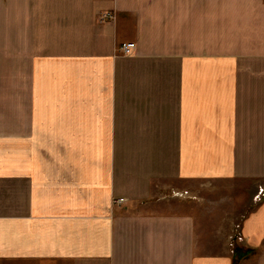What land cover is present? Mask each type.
I'll list each match as a JSON object with an SVG mask.
<instances>
[{
    "label": "crops",
    "instance_id": "crops-1",
    "mask_svg": "<svg viewBox=\"0 0 264 264\" xmlns=\"http://www.w3.org/2000/svg\"><path fill=\"white\" fill-rule=\"evenodd\" d=\"M118 3L0 2V38L31 43L24 52L34 77L21 86L15 117L13 87L0 83V264H141L131 253L139 243L125 240L138 233L147 249L163 244L160 264H189L193 218L139 208L157 201L166 182L264 180V83L233 80L237 67L205 66L188 51L179 67H158L164 55L143 40L134 55L115 51L127 42L122 30L98 16L119 17ZM82 29L88 51L55 52L60 38ZM95 30L110 38L107 50L94 51ZM239 227L249 244L239 252L261 249L255 264H264V198Z\"/></svg>",
    "mask_w": 264,
    "mask_h": 264
},
{
    "label": "rangeland",
    "instance_id": "rangeland-1",
    "mask_svg": "<svg viewBox=\"0 0 264 264\" xmlns=\"http://www.w3.org/2000/svg\"><path fill=\"white\" fill-rule=\"evenodd\" d=\"M118 2L119 17L114 11H103L98 20L109 21L114 26L118 24L124 40L134 43L135 47L139 40H143V49L161 52L160 56L164 55L165 58L155 59L158 67H179L180 59L177 56H180V52L186 55L188 51V55L199 57L195 59L209 62L205 66L229 67L228 72H231L230 68L237 67V71H232L233 80L236 78L238 82L264 83V75L262 78L249 75L254 71L264 74V0ZM5 23V11L0 9V34H5ZM96 31L91 38L94 41V51L107 50L110 38H106L105 33L99 38ZM14 32L19 34V28L13 26ZM82 36L83 29L78 38H60L59 49L55 52L63 56L85 53L90 49V38ZM23 39L0 38V83H10L13 87L14 117L20 114L19 104L23 94L21 86L34 79L28 74V59L24 52L31 50V43L23 42ZM135 47L127 52L119 47L114 50L134 55ZM2 109L8 112L9 108ZM169 184L166 182L164 186L157 188L158 200L140 207L139 212L183 213L193 218L190 235L193 254L189 264H196L197 261L201 264L200 258L209 256L227 257L232 260V264H255L260 261L263 253L261 249L253 254L243 255L239 252L244 247H249L248 237L242 233L239 224L251 207L264 198V180L256 182L230 178L198 180L186 185H181L180 182ZM146 238L141 233L132 237L130 234L125 235L127 244L139 243V250L134 248L131 253L139 256L141 264H160L158 254L164 252L157 247L160 248L163 244L156 243L151 249H147ZM127 244L125 245L128 246ZM262 247L264 248V244Z\"/></svg>",
    "mask_w": 264,
    "mask_h": 264
},
{
    "label": "built area",
    "instance_id": "built-area-1",
    "mask_svg": "<svg viewBox=\"0 0 264 264\" xmlns=\"http://www.w3.org/2000/svg\"><path fill=\"white\" fill-rule=\"evenodd\" d=\"M108 13H110V12H108ZM101 16H102V14H101ZM134 47H135L134 43H129V42L122 43L119 46L120 50H122L123 52H127V51L133 49ZM123 201H124L123 197H118L115 200L116 203H122Z\"/></svg>",
    "mask_w": 264,
    "mask_h": 264
}]
</instances>
